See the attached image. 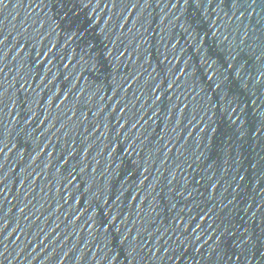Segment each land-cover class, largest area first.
Returning a JSON list of instances; mask_svg holds the SVG:
<instances>
[{
    "label": "water",
    "instance_id": "95a60500",
    "mask_svg": "<svg viewBox=\"0 0 264 264\" xmlns=\"http://www.w3.org/2000/svg\"><path fill=\"white\" fill-rule=\"evenodd\" d=\"M0 264H264V0H0Z\"/></svg>",
    "mask_w": 264,
    "mask_h": 264
}]
</instances>
